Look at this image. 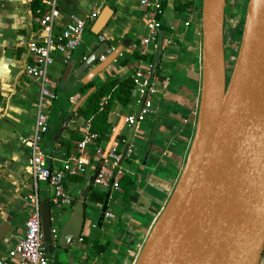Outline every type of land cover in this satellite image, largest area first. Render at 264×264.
Wrapping results in <instances>:
<instances>
[{
  "label": "crops",
  "instance_id": "crops-1",
  "mask_svg": "<svg viewBox=\"0 0 264 264\" xmlns=\"http://www.w3.org/2000/svg\"><path fill=\"white\" fill-rule=\"evenodd\" d=\"M58 2L60 15L56 20V28L63 26L70 14L82 17L89 14L76 11L74 0ZM104 2L98 14L105 7L112 8L113 12L100 33L95 35L91 32L94 20L67 64L62 55L55 54L47 68L46 75L55 82V90L59 88L60 96L56 101L53 99L48 108L49 130L42 142L43 151L48 155L54 151L66 153L73 141L77 140L72 138L73 135L83 133L88 120L74 115L70 120L62 121L61 111L72 110L75 113L79 107L74 110L76 102L83 95L78 90L80 85H84L80 80L85 73L76 77L74 70L83 61V57H87L101 42L99 36L110 43L111 50L125 40L130 42L91 81H106L112 76L124 78L133 73L135 53L131 51L130 44L139 35L146 34L144 14L136 0ZM23 4L22 0H0V224L6 219L12 227L0 243V258L7 248L14 246L24 235L25 195L31 188L26 164L22 167L21 163V167L16 168L11 158H14L13 154L23 143L29 144L35 113V102L32 105L30 102L36 101L39 91L38 80H28L22 72L27 59L26 45L38 36L35 0L26 1L30 26L23 53L18 60L16 78H13L7 63L10 60L5 53L9 50L4 49L9 46L6 38L8 30L21 14ZM163 7L160 28L163 31L162 48L152 78L158 93L147 97L152 103L153 112L134 124L127 123L125 118L138 113L143 98L132 91L127 105L114 102L111 106L108 114L109 130L106 138L100 142L105 148L115 147L121 154V165L126 173L120 177L121 191L109 194L101 187L93 186L91 171L76 180L70 178L69 184L75 199L85 188H88V193L80 239L72 241L65 252L68 264H134L185 164L195 133L202 82L201 0H163ZM189 17L190 25L184 26V21ZM156 43L150 46L142 62L147 78L153 64ZM125 60L127 64H122ZM70 64L71 72L62 85V76ZM16 88L21 90L17 91ZM58 126L62 133L55 138L54 130ZM132 128L134 130L130 136ZM59 138H68L69 144ZM127 147L130 152L125 155ZM88 154L93 163V150H89ZM60 161L58 158L48 162L51 167L58 168ZM21 168L25 171L24 179L29 180V187L25 185L19 188L24 182L19 175ZM12 177H16L18 187H13ZM42 183L43 191L39 199L50 201L51 191L45 182ZM101 194L105 195L104 201L98 199ZM89 196L95 199H88ZM106 212L112 213V217H107Z\"/></svg>",
  "mask_w": 264,
  "mask_h": 264
},
{
  "label": "water",
  "instance_id": "water-1",
  "mask_svg": "<svg viewBox=\"0 0 264 264\" xmlns=\"http://www.w3.org/2000/svg\"><path fill=\"white\" fill-rule=\"evenodd\" d=\"M225 6L226 0H201L202 82L195 133L178 181L134 264H259L264 242V0H248L229 76ZM112 12L105 7L98 14L91 26L93 34L100 33ZM162 41L159 31L149 81ZM129 42L111 50L107 40L101 41L74 75L85 73L80 81L89 83ZM71 67L66 68L62 85ZM94 89L78 99L74 110ZM87 193L88 188L79 193L61 225L59 247L80 239ZM40 223L43 242L49 245V201L40 202ZM11 230L5 219L0 224V243Z\"/></svg>",
  "mask_w": 264,
  "mask_h": 264
},
{
  "label": "built area",
  "instance_id": "built-area-1",
  "mask_svg": "<svg viewBox=\"0 0 264 264\" xmlns=\"http://www.w3.org/2000/svg\"><path fill=\"white\" fill-rule=\"evenodd\" d=\"M136 1L145 17L146 34L139 35L130 44L131 51L136 54L134 69L131 74L134 80L132 91L139 96H146V98L139 109L137 119L135 115H129L125 118L129 124H134L153 112L152 103L147 97L157 94L158 89L156 83L153 80L149 81L146 77L145 71L142 69V62L146 58L150 46L157 42L164 9L163 0ZM35 3L38 36L37 39L27 43V59L22 68L23 75L28 80H38L39 82L32 133L28 144L31 188L30 193L25 197L24 235L14 246L6 249L0 258V264H50L51 260L48 257L41 232L40 182H45L51 191L49 203L53 241L58 239L61 227L54 224V214H61L66 209L71 208L75 201V195L69 184L70 178L79 177L91 171L89 173L92 175L93 186L101 187L106 193L115 194L121 191L119 179L126 174L121 165V154L117 149L113 146L105 148L100 143H95V135L88 131L89 121L83 127L82 138L73 141L66 153L60 154L58 151H54L48 155L43 151L42 142L49 130L48 108L55 97L56 87L55 82H52L46 75L47 68L52 63L55 54L62 55L64 60L71 58L75 49L81 44L89 24L95 20V15L82 17L77 14H70L65 24L56 28V20L60 15L58 0H35ZM189 25L190 17L184 21V26ZM226 32L229 34L224 40V50L229 48L228 50L237 51L239 39L233 32ZM98 39L99 41L104 40L102 36H99ZM236 43L237 45L234 47ZM89 150H93V157L95 158L93 163H91L88 154ZM129 152L130 149L127 147L124 154L127 155ZM58 158L61 160L60 167H51L48 161ZM105 215L112 217L110 212H106ZM259 264H264V242Z\"/></svg>",
  "mask_w": 264,
  "mask_h": 264
},
{
  "label": "rangeland",
  "instance_id": "rangeland-1",
  "mask_svg": "<svg viewBox=\"0 0 264 264\" xmlns=\"http://www.w3.org/2000/svg\"><path fill=\"white\" fill-rule=\"evenodd\" d=\"M26 1L28 0H22L24 3L21 7V14L17 16V19L14 20L13 25L8 30V34L6 35L7 43L9 46L4 47L6 51V56L9 58L10 62L9 67L11 68L13 78H16L17 72H18V60L20 59L23 50H24V43L28 37V28L30 26V17L28 15V11L26 10ZM75 4V10L76 11H82L83 13H89L88 15H95V18L97 17L100 9L103 5H105L104 0H74ZM17 3V2H16ZM247 3L248 0H227V5L225 9V24H224V40L227 39L228 34L226 31L233 32V34L239 39L240 43V37L243 27V21L247 9ZM227 35H226V33ZM7 45V44H6ZM237 43L234 45L236 47ZM228 48V47H227ZM23 49V50H22ZM229 49V48H228ZM225 49V65H226V72L227 76H229L232 66L235 61V57L237 55V51H231V50ZM235 50V49H234ZM85 59V58H84ZM83 59V60H84ZM70 59L65 60V65L67 64ZM79 63V62H78ZM77 63V64H78ZM13 88V87H12ZM17 91L21 90V88H16ZM19 94V92H18ZM36 99V98H35ZM35 100H31L30 104L34 103ZM34 105V104H33ZM49 113V112H48ZM31 116H33V112L31 113ZM33 119V118H32ZM54 125V123H53ZM27 141V140H26ZM13 154L14 158H11V163L15 165L14 167H21L19 164L22 163V167L26 164V172H29V152H28V142L23 143ZM10 164V163H9ZM13 167V169H14ZM24 169L21 168L19 171L20 178L24 180L22 185H19V188H23V186L26 185V187H29V180L24 179ZM29 175V174H28ZM27 175V178H28ZM17 176V175H15ZM12 185L13 187H18L16 184V177H12ZM18 183V182H17ZM43 191V183H39V194H41ZM30 193V188L27 191L25 197ZM70 208L63 211L61 214H54V224L57 226H61L66 216L69 212ZM56 240H53L51 244L46 245L47 248V254L50 260H52L55 264L57 262H65V264H68V257L67 254L60 249V247L56 244ZM59 247V248H58ZM51 261V264H54Z\"/></svg>",
  "mask_w": 264,
  "mask_h": 264
},
{
  "label": "trees",
  "instance_id": "trees-1",
  "mask_svg": "<svg viewBox=\"0 0 264 264\" xmlns=\"http://www.w3.org/2000/svg\"><path fill=\"white\" fill-rule=\"evenodd\" d=\"M136 57V54L133 55V58ZM122 64H127V61H122ZM95 86V89L90 92L83 102L81 106H79L75 113L70 111H61V119L62 121L70 120L74 115L81 116L84 119L89 121V133L94 134V141L96 144L100 143L103 139L106 138L109 123H108V114L111 106L114 102H118L121 105H127L131 100L132 90L134 88V80L132 75L126 76L124 78L118 76H112L108 78L106 81L99 82H89L85 85H80L78 92L84 94L89 88ZM59 96V88L55 90L54 100H58ZM50 122V118H48V125ZM71 134L72 131L68 130ZM54 137L58 138L61 136L62 131L59 126L54 130ZM74 139H81L82 135L75 134L73 135ZM63 143L69 144L68 138L61 139ZM72 180H76L77 177L71 178ZM121 179H119L120 181ZM91 187V185H89ZM105 195L101 194L98 199L100 201H104ZM88 199H95L93 196H89ZM59 248V247H58ZM64 252H66L67 248H60ZM54 263V262H53ZM65 264V262H57V264ZM55 264V263H54Z\"/></svg>",
  "mask_w": 264,
  "mask_h": 264
}]
</instances>
